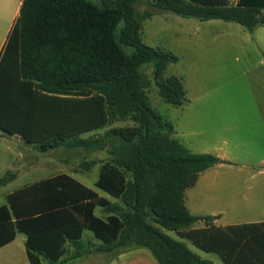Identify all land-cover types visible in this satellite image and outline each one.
Listing matches in <instances>:
<instances>
[{
  "label": "trees",
  "instance_id": "16d2710c",
  "mask_svg": "<svg viewBox=\"0 0 264 264\" xmlns=\"http://www.w3.org/2000/svg\"><path fill=\"white\" fill-rule=\"evenodd\" d=\"M148 1L182 17L234 22L251 31L264 26V0ZM136 2L23 0L0 52V130L20 135L39 152L108 151L96 186L121 203L110 204L66 174L40 181L9 196L16 222L8 206L0 208V247L23 231L30 264H55L67 239H80L74 228L84 226L103 241L101 253L147 248L159 264H216L194 253L187 239L224 264H264V222L216 227L212 216L193 215L185 204L186 189L220 159L190 152L173 137L174 124L153 107L144 66L151 67L165 102L184 105L186 91L181 78L166 76L180 57L142 41L143 21L154 12L139 17ZM127 120L135 126H114ZM102 129L99 136H83ZM15 177L9 171L0 187ZM97 205L111 213L107 219L93 215ZM200 222L205 226L196 227Z\"/></svg>",
  "mask_w": 264,
  "mask_h": 264
},
{
  "label": "crops",
  "instance_id": "0c3cea01",
  "mask_svg": "<svg viewBox=\"0 0 264 264\" xmlns=\"http://www.w3.org/2000/svg\"><path fill=\"white\" fill-rule=\"evenodd\" d=\"M22 2L23 0H19L17 6L7 7L0 3V15L9 14L12 20L8 33L19 15ZM230 2L237 4L239 0ZM151 12L155 14L161 10L155 9ZM233 23L213 19L202 21L200 27L194 29L193 37L188 42L186 75L177 76L183 80L186 102L182 106H175L169 119L175 127L173 137L190 152L212 154L220 159L219 164L199 174L196 183L185 191V204L189 211L196 216H212L211 224L216 227L264 222V209L257 216L235 213L238 212L237 208L243 210L253 208L260 201L264 203V199L258 195V190L251 187L235 189L232 182L224 181L225 177L246 181L256 176H264V168L256 170L258 164H264V26L251 31ZM7 35L0 44V52ZM2 133L1 141L8 139L17 142L18 147L19 143H26L38 151L20 135L9 136L3 131ZM48 152L38 151L42 154ZM109 160L110 158L106 161ZM20 167L17 172L9 170L15 173L14 180L21 170L34 175V178L37 174L39 179L7 192H2L1 188L9 186L14 180L0 187V208L6 205L11 209L8 198L13 193L62 174L76 179L110 204L121 203L120 199L96 186L101 167L97 169L95 178L89 182L66 171H54L44 164ZM11 212L12 219L16 222L17 217L12 209ZM110 214L100 205L93 210V215L103 219H107ZM74 229L81 232L80 239L76 242L67 239L64 245L65 253L55 264H101V252L98 248L103 245V241L87 227L76 226ZM186 240L182 239L185 243ZM27 241L28 235L17 231L12 242L0 247V264H17L13 261L17 257L16 252L20 255L26 254L27 257ZM219 258L224 264L220 256ZM42 264L52 263L44 259ZM102 264L159 263L149 249L136 248L113 253L108 260L105 258Z\"/></svg>",
  "mask_w": 264,
  "mask_h": 264
},
{
  "label": "rangeland",
  "instance_id": "374dc122",
  "mask_svg": "<svg viewBox=\"0 0 264 264\" xmlns=\"http://www.w3.org/2000/svg\"><path fill=\"white\" fill-rule=\"evenodd\" d=\"M92 1L97 4H101L102 0ZM0 3L4 7L10 5L17 6L19 4V0H0ZM135 7L139 17L142 18H145L148 12H151L156 9L148 0H137ZM11 22L12 20L9 18V14L0 15V44L4 37H6ZM201 22L202 21H199V19L197 18H186L178 16L177 14L168 11L157 12L152 18H147L143 21L142 41L146 45L154 48L169 49L180 57V61L178 63L171 64L168 67L166 71V76L186 75L188 64V42L191 37H193L194 29L200 27ZM142 71L151 80V86L148 89V95L153 107L162 114H164L168 119H170L172 117L171 110L175 106L165 102L164 99L160 96L159 88L156 86L155 81L153 79L151 67L144 66L142 68ZM114 126H135V123L130 120L119 121L116 122ZM104 131L105 129L99 130L97 132H89L84 134L83 136H99ZM0 134H3L1 130ZM24 144L19 143L20 147H18L17 142H12L8 139H6L5 141L0 140V177L4 176L9 170L17 172L19 166L25 168L33 164H44L50 166V168L52 170L54 169V171H66L72 173L73 175L79 177L82 180L89 182L90 180L92 181L93 178H95L97 169L101 167L102 163L110 158V154L106 150L101 151L98 149L60 147L56 150L42 154L38 153V151L33 150L31 148V145ZM91 162L92 165L90 167H86V165ZM257 167L256 170L264 168V164L263 166L262 164H258ZM38 179L39 176L37 174H35L34 178V175L30 173L26 174L21 170L17 179L14 180L9 186L1 188V191L7 192L11 189H18ZM224 181L232 182V186H234L235 189H244L245 187L255 188L258 190L259 197H262L264 199V176H256V178H251L246 181L238 180L232 177H225ZM241 206L243 207V205ZM263 209L264 203L260 201L259 203L254 205L253 208L250 207L243 210L237 208L238 212L235 213L250 214L252 216H257L263 212ZM195 226L202 227L205 226V224H202L200 222ZM167 232L171 236H174L177 239H181L177 235V233L170 231ZM186 243L194 253L198 254L202 258L212 260L217 264H222L218 255L202 251L195 247L188 240H186ZM16 253L17 257H15L13 261H16L17 264H29L26 254L20 255L19 252ZM113 253L117 254L118 252L114 251ZM113 253H110L109 255H107L106 253H100L99 256L101 259V264L105 261V258H107L108 260L109 256ZM116 257H118V255Z\"/></svg>",
  "mask_w": 264,
  "mask_h": 264
}]
</instances>
